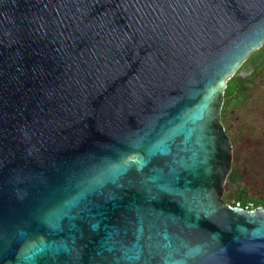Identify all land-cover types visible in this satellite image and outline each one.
Masks as SVG:
<instances>
[{
	"label": "water",
	"instance_id": "water-1",
	"mask_svg": "<svg viewBox=\"0 0 264 264\" xmlns=\"http://www.w3.org/2000/svg\"><path fill=\"white\" fill-rule=\"evenodd\" d=\"M263 44L264 0H0V264H264L221 121Z\"/></svg>",
	"mask_w": 264,
	"mask_h": 264
},
{
	"label": "trees",
	"instance_id": "trees-1",
	"mask_svg": "<svg viewBox=\"0 0 264 264\" xmlns=\"http://www.w3.org/2000/svg\"><path fill=\"white\" fill-rule=\"evenodd\" d=\"M250 68L252 71L248 76H239L240 72ZM263 73L264 44L252 52L240 65L234 76L227 81L221 112L223 124L227 122V117L235 108L241 107L249 100L248 97L254 85L253 80ZM249 180L264 181V151H257L254 155L244 158L235 156L225 185L223 201L232 206L239 204L240 207L248 209L264 207V195L253 196L248 188Z\"/></svg>",
	"mask_w": 264,
	"mask_h": 264
},
{
	"label": "rangeland",
	"instance_id": "rangeland-1",
	"mask_svg": "<svg viewBox=\"0 0 264 264\" xmlns=\"http://www.w3.org/2000/svg\"><path fill=\"white\" fill-rule=\"evenodd\" d=\"M251 71L243 70L239 76L246 77ZM253 81L249 100L235 108L223 124L232 144V162L235 156L244 158L264 151V73ZM247 184L253 196L264 195V181L249 180Z\"/></svg>",
	"mask_w": 264,
	"mask_h": 264
},
{
	"label": "built area",
	"instance_id": "built-area-1",
	"mask_svg": "<svg viewBox=\"0 0 264 264\" xmlns=\"http://www.w3.org/2000/svg\"><path fill=\"white\" fill-rule=\"evenodd\" d=\"M235 207H240V206H239V204H236V205H235ZM244 209H247V210H249L248 208H244Z\"/></svg>",
	"mask_w": 264,
	"mask_h": 264
}]
</instances>
